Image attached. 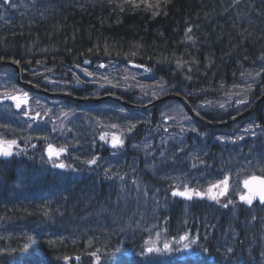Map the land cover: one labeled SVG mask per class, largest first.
Segmentation results:
<instances>
[{"label": "bare ground", "instance_id": "obj_1", "mask_svg": "<svg viewBox=\"0 0 264 264\" xmlns=\"http://www.w3.org/2000/svg\"><path fill=\"white\" fill-rule=\"evenodd\" d=\"M2 1L0 0V40L3 42L8 39H15L26 34V32L39 31L40 26L37 23L40 22L44 26L47 25L48 21H53L51 17L57 14L61 6L72 7L83 4L90 9V4H92L95 8L92 13L101 10L108 14L109 17L107 16L108 19L104 22L105 27L114 29L118 27L115 19L119 18L120 15L121 17L126 15L131 21H140L145 17L153 20L156 16L167 18L171 15L170 6L174 3L173 0H163L162 3L157 0L156 5L152 2L153 0H134V2L133 0H86L83 2L78 0H12L9 5L4 6ZM246 1H252L256 7H260V4H262L260 3L262 0H243L242 2L245 3ZM58 2H62L63 5H57ZM150 4L153 6H150ZM242 10L244 9L241 8ZM262 10H264V7ZM76 14L71 15L69 23L78 17L79 14ZM183 16L186 21L181 25L179 33L180 35L184 33V43L177 44L182 54L176 57L167 54L159 61H152V64L156 63L162 66L161 68L150 65L148 60L145 62L141 58H132L130 56L132 43L129 40L116 51H105L107 48L100 46L83 49L82 34L84 32L82 31L77 33L70 43L71 48L77 46V50L71 51L72 57L69 58L79 64L73 62L70 64L68 62L66 64L62 63L60 57L52 60L36 57V61L29 62L32 66L29 67L18 63L16 60H2L1 57L0 102L5 103V105L3 107L0 105V151L9 150L13 155L10 157L0 156V170H9L5 174L0 172V179L5 180L6 177L8 184H10L9 202L26 210V220L18 223V225L32 226L33 223L35 225L38 223L57 230L64 237V241L60 243H65L64 247H69L67 245L76 243L75 238L78 234L74 238L71 237V233L67 231L69 229L68 222L60 221L63 214L67 215L70 211L72 212L75 208H78V212L88 215L83 205L91 200H94V206H91L90 209L93 212L106 209L110 199L98 200L99 195L110 196L112 198L110 201L115 204H124L125 201H118L117 199V196L121 198L126 196L123 185L127 186V189L130 186L137 187L132 190L129 189L132 198L137 192L140 193V197L144 196V188L149 187L156 188L154 197L159 200L157 202H160L156 203L158 206H154L159 212L156 223H166L167 219L163 216L164 213L173 212V220H175L173 221V227L188 235L194 243H198L205 242L203 239H208L210 236V234L202 233L201 228L196 229L193 227L194 223L200 225L206 223L200 215L197 216V209L200 208V205L207 208L215 205L220 208V205H216L218 201L228 205L237 202L246 203L241 200V196L252 193L245 187V182H249L255 177L260 183L264 180V174H252L245 178L242 173L240 180L243 185L237 193L230 194V196L219 195L223 188L220 182L231 173H235L238 166H234L231 159L224 155L226 151L225 153L222 152V144L217 141L214 143V140L218 137L239 134V130L245 124L255 123V125L264 129V124L258 120V113L264 117V110L260 111L264 107V54L255 55L253 60H249V65L241 63L242 60L238 58L236 63L239 69L236 76L226 80H217L216 87H214V82L205 83L208 85L203 84L202 86L197 81L190 79L187 81L189 85L195 84L196 86L193 87L194 92L187 93L191 94V100H189L185 96L186 93L184 94V91L179 90V86L175 85L176 83L183 84L180 78L175 82V76L179 75V73L175 75V63L182 69L189 66L187 54L183 53L184 49L189 48L196 57L201 53L203 65L206 66L207 61L211 59L208 56L209 53L213 52V55H216V53L213 47L197 43V39L200 35L209 36L208 33L215 28L213 22L215 19H211L210 16L200 18L193 14H183ZM224 18L226 16L223 14L218 16V19ZM89 19L88 16L84 17L85 21ZM54 23L56 29L50 28L53 31L52 38L65 40V33L63 32L66 30L67 33L68 30L65 27L66 22L60 23V29L58 23L56 21ZM24 24L31 26L19 27ZM231 32L234 33L233 30ZM201 39H204V37ZM226 44L227 40H220L218 43V45H223L220 48L222 50H226ZM172 45L175 48V40ZM81 46L84 51L79 53ZM244 48H247V46L241 47V49ZM104 51L105 55L98 57ZM230 55L228 54L229 58H231ZM248 58L249 55H247ZM162 60H165V62L162 63ZM229 64L230 61L226 60L223 65L217 68L218 71H222ZM207 67L210 71L216 70V67L212 69V65H209V63ZM139 69L148 72L144 84L147 87L146 89H133L135 87L132 84L140 78ZM247 71L250 73H244ZM246 75H251V78L255 80L254 89L250 86L252 89L250 95H246L245 99H240L233 95V90L241 87V78ZM154 85L158 88L155 93H153ZM186 85L187 83H184L181 89L184 90ZM27 94L30 97V102L26 100L23 102L22 99L25 96L27 97ZM259 102L262 103L256 109L254 106L258 105ZM63 104L71 108L73 115L76 116L71 118L69 124L65 118H60V115L53 110L60 109ZM187 104L211 123H224L230 120H233V122L218 127L206 126L192 116L186 107ZM243 114L245 117L241 116ZM26 117H29V120L33 122V124L29 123L32 132L30 133L29 129L26 130L28 134L24 130V124L28 125ZM175 117H190L189 119L193 122L192 128L175 126ZM112 118L119 119L118 124L126 132L122 139L124 142L122 147L114 148L112 146V133L108 128ZM170 119L174 129L171 132H166L164 131V123ZM55 121H63V125H61L66 128V133L60 135L55 132V136L53 135L55 129L51 126L57 124ZM209 130L210 132H208ZM50 131L52 134H50ZM164 134H172V142L161 144L160 139ZM175 135L183 138L189 137V144L192 146L195 140L206 146L209 145L210 150L209 152L200 153L196 158H191L192 160H188L186 158H190V155L193 156L192 152L189 154L184 150H182L184 153L178 151L179 144L173 140ZM28 136L29 138H27ZM101 137L104 138L101 139ZM202 139L203 141H200ZM8 141H15L16 143L8 144L6 143ZM254 143L257 142L252 139L244 141V145L248 146L247 148L253 147ZM262 145L264 146V142ZM144 147L145 149L142 150ZM61 149H63L62 152ZM164 150H167V152L163 155ZM111 152L113 154L119 153L117 159L121 164L130 163L134 159L132 161L136 166L132 169L135 172L133 179L111 173L115 170L111 163L107 166L112 170L107 169L102 160ZM55 153H59V155ZM160 154L163 158L157 159ZM115 158L114 155L112 163L115 162ZM93 159H96L97 162L95 164L89 163ZM178 159L179 161L182 159L188 160L179 166V170L183 172L182 175L188 177L187 182L190 187L187 189H193L204 194L202 196L193 195L192 199L183 197V200L189 205L186 209H183L182 213H178V210L175 209V203L163 198L164 196L157 187L162 185L163 178L159 176L164 175V171L162 168L153 165V160H156L157 163L169 162L174 166L175 160ZM148 160L149 164H147ZM59 164H64L65 167H57L56 165ZM104 170L110 171V180L118 179L124 183L111 182L107 175H103L101 179H98V182L97 177L99 178V174ZM104 179L110 185L102 187L99 183ZM20 183L22 184L20 185ZM213 185H219V187L212 188ZM101 188L107 189L109 192H103ZM209 188H212L211 194L218 195V201L209 198ZM168 191L169 187L164 184L165 197H168ZM60 194H64L66 199L61 201L64 207L63 212L52 213L50 215L52 219L50 225L45 223L47 219L44 220L42 215L34 216L38 213H44V208L40 206L45 205L49 197H58ZM126 206L129 210H132L129 205ZM250 206L251 209L264 210V203L260 201L259 197L254 199ZM40 209L43 212H39ZM183 214L187 219L183 218ZM120 216L123 217L124 221L129 219L126 208L120 211ZM108 219V223L117 226L114 235H117L118 245L123 247L131 239L130 233L122 228L123 224L117 219L114 222L112 219ZM56 221L60 222L57 224ZM91 224L99 225V222L92 220ZM127 225L129 227L142 225L149 227L150 222L142 220L141 223L136 224L135 221H128ZM99 227H103V229L105 227L114 228L111 225L102 226L101 224ZM221 233H226L225 236H220L221 240L226 239V236L229 235V239L222 241L221 245L224 244L223 242H233V244L238 242L239 234L235 225L225 227ZM73 240L75 242H72ZM241 241L243 240H239L240 243ZM34 242L36 241L23 245L28 246ZM14 243L15 241L13 245ZM42 243L54 244V242ZM6 246L7 242L5 245L0 243V247ZM10 248L11 251L16 250L15 245ZM99 248H101L100 251L104 249L102 245L98 244L97 252H99ZM51 249L62 254L60 248L51 247ZM6 250H9V248L2 251V253ZM194 251L196 256L199 257L186 259L175 257V254H173L169 255L170 261L172 264H194L201 261L203 255L200 254V247H195ZM85 252L94 260L96 254L93 255L90 250H85ZM257 256L259 259L250 257L249 260L251 261L249 262L261 261L264 264V247H259V255ZM237 259L239 263L244 264L245 258L242 259L241 256H238Z\"/></svg>", "mask_w": 264, "mask_h": 264}, {"label": "trees", "instance_id": "obj_2", "mask_svg": "<svg viewBox=\"0 0 264 264\" xmlns=\"http://www.w3.org/2000/svg\"><path fill=\"white\" fill-rule=\"evenodd\" d=\"M243 0H173V4L170 6L169 17L160 18L155 17L153 20L145 17L143 20L131 21L129 17L124 15L115 19L118 24L117 28L107 29L105 27V20L108 19V14H105L101 10L96 13H92L95 10L94 5L90 4V9L83 4L75 6H62L59 8L57 14L52 18L53 21H48L47 25H41L40 30L37 32H26L15 39H8L6 42L0 40V60L3 59L16 60L18 63L32 67L29 62L36 61V57L49 58L50 60L57 57L62 58V63H78L71 60L70 52L77 50V46L71 48L70 43L75 38L77 33L84 32L82 34V46L83 49L91 46H100L107 48L105 51H116L120 49V46L126 43L128 40L131 42L132 47L130 48V56L132 58H141L143 61H147L154 67L161 68L162 66L156 63L152 64V61H159L163 59L164 55L170 54V56H179L182 54L179 49L178 43H184V33L180 35L179 30L181 25L186 21L183 14H193L200 18L215 19L214 30L208 33L209 36L200 35L197 39V43H202L203 46L213 47L216 55L210 52V60L207 61L206 66L203 65V56H194V52L189 48L184 49L183 53L187 54V61L189 66L187 68H179L175 63V82L180 78L181 83H176L179 86V90L184 91L183 93L194 92L193 87L195 84L189 85L190 79L197 81L202 86H207L210 82H214L217 86L216 81L219 79L226 80L230 77H235L239 69L237 68V59L239 58L241 63L249 65V60H253L255 55L264 54V0L260 3V7H256L252 1L242 2ZM154 5L157 4V0H153ZM160 3L163 0H159ZM150 6H153L150 4ZM243 8L244 12L241 11ZM91 11V12H90ZM78 13V14H76ZM78 15L72 22H68L71 15ZM223 14L226 16L224 19H218V16ZM110 15V14H109ZM88 16L90 19L85 21L84 17ZM108 16V17H107ZM113 17V15H111ZM81 17V18H80ZM56 19V20H55ZM210 19V20H211ZM216 20H219L216 22ZM56 21L61 28L60 23L66 22L65 27V40L52 38V30L56 29ZM69 23V24H68ZM36 24V23H34ZM31 25H20L19 27H28ZM234 31V33L231 32ZM204 39H201L203 38ZM236 38V39H235ZM175 40V48L172 45ZM220 40H227L225 46L226 50L220 49L223 45H218ZM108 45V46H107ZM78 51L81 53L82 49ZM247 48L241 49V47ZM65 48V49H64ZM128 48V47H127ZM104 53L98 57L104 56ZM230 55L229 58L228 54ZM247 55L249 58L247 59ZM227 56V57H226ZM72 57V56H71ZM195 58V59H194ZM234 59V60H233ZM244 59V60H243ZM230 61V64L222 71H218V67L223 65L225 61ZM80 61V60H79ZM165 60H162V63ZM212 65V69L216 67L215 71H210L207 64ZM79 64V63H78ZM237 69V70H236ZM236 70V72H235ZM182 78H181V77ZM225 82V81H224ZM184 83H187L185 89L182 90ZM208 83V84H205ZM212 89V87H211ZM178 92V91H177ZM185 96L191 100V94ZM264 107L262 110L263 111ZM259 111V112H260ZM91 116V115H90ZM259 116L260 123L264 124V117ZM210 132V130L208 131ZM213 132V131H211ZM222 152L225 153L224 150ZM228 158L229 152L226 151L224 154ZM3 174L8 173L6 169L0 170ZM107 175L110 180L111 173L109 170H104L99 174V178ZM101 181L99 184L102 187L110 185L108 182ZM111 182L124 183L118 179L110 180ZM99 182V181H98ZM9 185L8 179H0V228L4 226H16L23 220H26V210L22 207H18L9 202ZM137 188L136 186H130L129 189ZM127 186L123 185V191L126 196L121 198L117 196L118 201H125L124 204H115L110 201V196H98V200H105L109 198L107 208L98 212L92 211L91 206H94V200L88 201L87 204L83 205L84 210L88 215L78 212V208H75L72 212L63 214L60 221L68 222V232L71 233V237L74 238L76 233L80 232L83 228L91 226V221H97L102 226H114L112 230H116L117 226L108 223V218L112 219L113 222L117 219L123 224V229L129 232L131 239L123 247L118 245L117 235H113L110 244L107 246V250L111 254H115L121 264H172L169 255H173L172 250L162 251L159 253L149 254L147 249L149 247L164 249L165 245H158L157 243L169 237L172 234H177L182 231L176 230L173 227L174 215L173 212L164 213L165 219L164 224H157L156 219L159 217L158 210L155 209L156 203L159 201L155 197L150 199L147 195L140 197V193L137 192L134 197H130V191ZM103 192H109V190L101 188ZM97 195V194H96ZM95 195V196H96ZM94 196V197H95ZM90 202V203H89ZM118 203V202H117ZM175 209L178 213H182L183 209H186L189 204L183 203L181 200L175 199ZM238 207L245 209L239 211H233L230 209H223L213 205L210 208L200 205L197 209L198 215L206 221V223L200 225L194 223L193 227L202 229V233L210 234L208 239H203L205 242H198L199 246L202 247L206 254L202 257L201 261L194 264H243L239 263L237 257L241 256L244 259V264H262L260 262L252 263L249 262L250 257H257L259 255V247H264V210L260 211L257 208L246 209L243 203L237 202ZM129 205L132 210L126 206ZM106 207V206H105ZM127 209L129 219L124 221L123 217L120 216V211L124 208ZM196 208V206L194 205ZM231 207V205H230ZM103 212V213H102ZM187 217L183 214V218ZM184 218V219H185ZM142 220L150 222V226L145 225L138 227H129L127 222L135 221L136 224L141 223ZM60 221H56L57 224ZM105 222V223H103ZM201 222V221H200ZM235 225L238 229V242H235L233 251L222 255L220 245L222 240L220 236H225L226 233H221L225 227ZM115 233V232H113ZM241 241V243L239 242ZM225 241V240H224ZM0 243L4 245L6 242L0 239ZM101 243V242H100ZM218 243L220 244L218 246ZM65 243H55L48 245L46 243L34 242L30 245H23L19 242L14 243L16 246L15 251L11 249L6 250L4 253H0V264H39L43 261L44 264H95V260L92 259L85 252V246L83 242H76L73 245H67ZM103 246V245H102ZM52 248L62 249V254L54 252L56 250ZM85 249V250H84ZM213 249H217L214 252ZM65 250V251H63ZM231 250V249H230ZM12 252V253H11ZM103 251H100L102 254ZM248 258V259H246ZM259 259V258H258ZM64 262V263H63Z\"/></svg>", "mask_w": 264, "mask_h": 264}, {"label": "rangeland", "instance_id": "obj_3", "mask_svg": "<svg viewBox=\"0 0 264 264\" xmlns=\"http://www.w3.org/2000/svg\"><path fill=\"white\" fill-rule=\"evenodd\" d=\"M11 1L12 0H8V2L6 3L5 0H3L2 4L4 6L9 5ZM78 1L83 2L86 0H78ZM57 5L61 6L63 4L62 2H58ZM139 70H140V78L134 81V83L132 84L135 87L133 89H146L147 87H145L144 84H145V77H146V74H148V72L143 69H139ZM244 73H250V72L247 71ZM243 77L244 78H241V82H240L242 83L240 85L241 87H237L236 89L233 90V95L240 99H245L246 95L248 94L250 95V93L252 92V89L250 88V86H252L254 89V84H255L254 82L255 80L251 78V75H246ZM149 91L153 92L150 89ZM157 91H158V88L156 87V85H154L153 93ZM22 100L23 102H25V100L27 102L28 101L30 102L29 95L27 97L25 96ZM0 105L3 107L5 103L0 102ZM53 110H55V112H57V114L60 115V118L62 119L65 118L68 124L70 123L71 118L76 117L75 115H73V110L67 107V105L65 104L61 105L60 109H57V110L53 109ZM189 118L175 117V126L177 125H180L182 127L186 126L191 129L193 126V122ZM26 121L28 125L24 124V130L27 133L26 130L29 129L31 133L32 131L29 127V123L33 124V122L29 120V117H26ZM110 121L111 122L108 125V128L112 133L111 137L112 138L118 137L122 140L123 137L126 135V132L118 124L119 119L112 118L110 119ZM170 121L172 120L170 119L169 121L164 123V126H165L164 131L166 132L167 131L171 132L174 129V125ZM62 122L63 121H55V123L57 124L51 126L53 129H55V131L53 132L54 136H55V132L59 133L60 135H62V133H66V128L62 126L63 125ZM239 131L240 133L237 135H233V136L228 135L224 137H218L214 140V143H216L217 141L220 144H222V147H224L222 148V150L229 151V155H230V159L232 163H234V166H238L237 171L235 172L236 174L231 173L228 177H226L227 178V190H226L227 196H230V194H233V193H237L238 189L241 188V186L243 185L242 181L240 180V175L242 173L244 174L245 178L249 177L252 174H264V146L262 145V143L264 142V138H262L264 137V129L261 126L255 125V123L253 124L250 123V124H245ZM50 134H52L51 131H50ZM27 138H29V136ZM246 139L248 140L252 139L254 140V142H257V143H254L253 147H249L250 148L249 149L247 148L248 146L246 144L244 145V141ZM173 140H175V143L179 144V147L177 148L178 151L184 153L182 151L184 150L188 152L189 154H191L192 152L193 156L190 155V158H186L188 160H192L196 158L197 156H199L200 153H203L205 151L209 152L210 150V147H208L209 145L206 146L205 144H201L197 140L194 141V145H193L194 148H193V146L189 144V141H190L189 137L183 138L181 136L175 135V138ZM200 141H203V139ZM169 142H172V134L170 135L164 134V136L160 139L161 144L162 143L168 144ZM144 149L145 147L142 148V150ZM166 152L167 150H164L162 154L164 155ZM162 154H160L159 155L160 157L157 159H162L163 158L161 157ZM176 154L178 153L176 152ZM114 155L116 156V158H115V162L112 163V159L114 158ZM118 156H119V153L113 154V152H111V154L107 155L105 158L103 157V160H102L103 164L106 165L107 169L112 170L111 168L107 166V164L111 163L115 169L111 171V173L118 174L119 176L124 177V178L133 179V175L135 174V172H133L132 169H134L136 166V164L132 161L134 159H132L130 163L127 162L126 164H121L117 159ZM188 160H185V159H182L180 161L179 159L175 160L174 166L171 165L172 163H169V162L157 163L156 160H153V165L162 168V170L164 171V175L159 176V177L163 178V180H169L168 181L169 183H171L172 185H175V187H178L179 190L184 191L186 188H189L190 186H188V182H187L188 177L186 175L185 176L182 175L183 172L179 170V166L182 165L181 163L187 162ZM147 164H149V160ZM21 184L22 183H20V185ZM20 185H17V186H20ZM223 188L225 189L224 186ZM144 189L146 190V188ZM62 200H66L64 198V194H60L58 197L57 196L49 197L48 202H46L45 205L40 206L41 208H44L43 209L44 213H38V214H35L34 216L42 215L44 220L47 219L45 223H48L50 225V221H52L50 215L56 212L57 213L63 212L64 207H63V203L61 202ZM243 204L245 205L246 209L249 208L251 210L250 205H248L247 203H243ZM228 209L233 210V211H239L245 208L238 207L237 203L233 205L231 203V207H228ZM39 212H43V211L40 209ZM99 226L100 224L91 225L89 227L83 228L80 232L76 233L78 234L75 238L76 242L78 241L83 242L86 250H90V252L96 254L94 257L95 264H97L98 260H99V264H121L118 257L115 254H111L105 250V248H107V246L110 244L112 236L114 235L113 232L115 231L110 228H106V227L103 229V227H99ZM186 236L188 237V239H183ZM29 237H32V239H29ZM63 238L64 237L62 236L61 232L59 233L57 230H54L50 227H45L42 224L40 225L38 223L37 225L33 223L32 226H25L23 224L22 225L17 224L16 226H4L0 228V239L5 240L7 242V246L0 247V253H2V251H4L5 249H8V248L11 249L10 247L14 246L13 245L14 241L15 243L19 241L21 244L32 243L33 241H36L38 243H42V242L53 243L54 242L55 244V243L64 241ZM227 239H229V235H227L226 239L224 240H227ZM72 242H75V241L73 240ZM223 243L224 244L220 245V250H222L221 251L222 255L224 254L226 255V253L228 254L232 252L233 248H235L233 242H223ZM98 244L100 246L103 245L104 249L102 250L103 251L102 254H100L101 248H99L98 250L99 252L96 251ZM157 244L160 246L168 245L169 248L172 250V252L175 254V257H178V258L187 259V258L199 257L198 255L196 256L195 251H194L195 247H200L199 243H194V241H192V239L188 235H186L184 232H179L177 234L174 233L170 235L169 237H166L164 240L159 241ZM185 244H188V248L184 247ZM230 249L231 251H229ZM213 250L214 252H217V249H213ZM200 254L203 255V257L206 254L205 250L202 247H200ZM168 258L170 259V256H168Z\"/></svg>", "mask_w": 264, "mask_h": 264}, {"label": "snow or ice", "instance_id": "obj_4", "mask_svg": "<svg viewBox=\"0 0 264 264\" xmlns=\"http://www.w3.org/2000/svg\"><path fill=\"white\" fill-rule=\"evenodd\" d=\"M5 2L7 3L8 0H5ZM134 2V0H133ZM189 31H191L189 29ZM104 137H101V139H103ZM8 144H15L16 142L15 141H8L6 142ZM123 140H121L120 138L118 137H114L113 138V141H112V146L115 148V147H122L123 146ZM61 152L63 151V149L60 150ZM51 152V150H50ZM56 155H59V153H55ZM13 153L9 150H4V151H0V156H3V157H10L12 156ZM97 161L96 159H93L91 161H89V163H92V164H95ZM57 167H60V168H64L65 165L64 164H59V165H56ZM253 179H256L255 177ZM221 185H223L225 187V192L227 190V178L223 181L220 182ZM260 189L250 195H242L241 196V200L246 202L248 205H251L254 201V199H256L257 197H259L260 201L262 203H264V180L260 181ZM216 187H219V185H213L212 188H216ZM245 187H248V182L246 181L245 182ZM212 188H209L208 190V193H209V198L212 199V200H217L218 201V195L217 194H211L212 193ZM225 192H221L219 193V195H224ZM174 196H182V197H186L187 199H192V196L195 195V196H202L204 194L200 193V192H197L193 189H185L184 191H174L172 193ZM225 208L228 207V204H224L223 205ZM29 239H32V237H29ZM183 239H188V237H184ZM185 248H188V244H185L184 245ZM170 251L171 249L169 248L168 245H165L164 246V249H160V248H154V247H149L147 249V252L149 254H153V253H159V252H162V251ZM231 251V250H229ZM93 255H95V253H93ZM39 264H44L43 261H40ZM97 264H99V260L97 261Z\"/></svg>", "mask_w": 264, "mask_h": 264}, {"label": "water", "instance_id": "obj_5", "mask_svg": "<svg viewBox=\"0 0 264 264\" xmlns=\"http://www.w3.org/2000/svg\"><path fill=\"white\" fill-rule=\"evenodd\" d=\"M262 102H259L258 105L254 106L256 109L259 107V105ZM188 111L192 114V116L197 119L198 121H200L202 124L206 125V126H210V127H218V126H224L228 123L233 122V120H230L228 122H224V123H211L209 121H207L206 119H204L201 115H199L196 111H194L188 104L186 105ZM242 117H245V115H241ZM212 124V125H211ZM261 185L260 183H258V181L256 179H251L248 182V187L247 189L251 192L254 193L256 191H258L260 189Z\"/></svg>", "mask_w": 264, "mask_h": 264}, {"label": "flooded vegetation", "instance_id": "obj_6", "mask_svg": "<svg viewBox=\"0 0 264 264\" xmlns=\"http://www.w3.org/2000/svg\"><path fill=\"white\" fill-rule=\"evenodd\" d=\"M174 192V190H171V191H168V193L171 195V196H173V197H175L172 193ZM221 202V201H220Z\"/></svg>", "mask_w": 264, "mask_h": 264}]
</instances>
